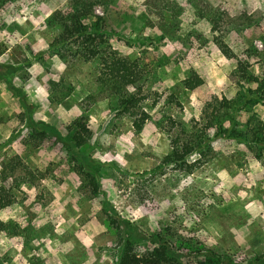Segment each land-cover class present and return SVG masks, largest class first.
<instances>
[{
	"label": "rangeland",
	"instance_id": "1",
	"mask_svg": "<svg viewBox=\"0 0 264 264\" xmlns=\"http://www.w3.org/2000/svg\"><path fill=\"white\" fill-rule=\"evenodd\" d=\"M70 10V0H8L0 9V187L9 191L0 200V264H116L117 226L135 228L141 250L163 234L181 256L192 241L235 264L262 258L264 147L250 130L264 121V105L238 113L234 129L245 137L214 139L213 114L225 128L229 119L212 104L238 94L240 61L262 74L264 0H115L96 8L116 32L112 47L148 72L141 129L100 91L96 63L68 64L50 51L63 31L57 19ZM194 75L203 83L190 89ZM82 116L92 134L77 147L71 126ZM36 130H46L44 141ZM178 136L211 140L180 168L164 162ZM77 166L95 176L98 193Z\"/></svg>",
	"mask_w": 264,
	"mask_h": 264
},
{
	"label": "trees",
	"instance_id": "2",
	"mask_svg": "<svg viewBox=\"0 0 264 264\" xmlns=\"http://www.w3.org/2000/svg\"><path fill=\"white\" fill-rule=\"evenodd\" d=\"M8 0H0V9ZM115 0H70L71 10L67 14L59 17L63 25V31L55 38L50 45V51L64 59L68 64L75 62L96 63L98 72L96 82L100 86V91L105 92L119 102L122 113H126L134 118L133 124L137 129H141L147 119L148 114L143 111L142 115L138 113V107L144 97L139 96L144 90L148 72L137 61L127 57L120 56L112 47L110 40L116 32L109 30L105 24L103 16L97 15L95 10L101 7L104 10L113 4ZM92 18V21H88ZM221 47L227 55L230 54V48L226 43L221 42ZM259 63L264 67V50L260 53ZM251 66L247 62L240 61L238 65L237 77L240 78V90L235 98L217 100L212 104L214 110L221 111L224 117L229 119V126L224 127L221 117L217 114L214 119L218 121L216 134L213 137L219 138L224 135L234 138H241L247 135L246 131L236 132V117L238 113L244 110L248 105L261 103L264 105V70L262 74L256 75L249 70ZM203 83L202 78L194 75L186 80L187 87L194 89ZM246 83L256 84V88L246 87ZM134 88L133 91L130 89ZM54 100H58L55 98ZM71 129H73L72 141L77 147L84 146L92 131L85 121V117L76 119ZM252 141L259 147H264V121L259 123L255 128L250 130ZM34 137L44 141L46 130H36ZM186 135V134H185ZM210 138H196L192 136H178L174 140L173 151L164 158V162L175 163L182 168L186 165V157L189 156L197 145H203L210 141ZM19 157L17 156L16 159ZM197 164L193 163L188 166L189 171H193ZM77 170L86 177L92 187L93 193H98L99 185L95 176L86 173L82 166H77ZM6 178V176H4ZM9 191L0 187V200H6ZM6 205V204H5ZM112 223L116 224L115 220ZM117 226V224H116ZM120 233V254L116 264H188L185 257H204L215 256L218 260L226 264H235L226 257H222L210 249L199 247L197 243L190 241L189 248L191 252L185 256L175 249L173 239L165 237L163 234H157L156 245L149 250H141L139 242L132 237L135 228H121L117 226ZM171 235V234H169ZM173 237V236H172ZM184 242V240L180 239ZM249 264H264V256L256 259Z\"/></svg>",
	"mask_w": 264,
	"mask_h": 264
}]
</instances>
